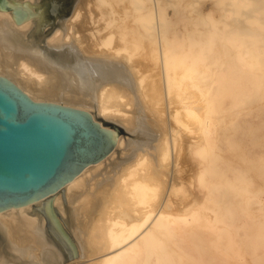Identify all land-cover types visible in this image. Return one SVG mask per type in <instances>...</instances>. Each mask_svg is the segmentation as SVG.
Wrapping results in <instances>:
<instances>
[{
    "label": "bare ground",
    "instance_id": "1",
    "mask_svg": "<svg viewBox=\"0 0 264 264\" xmlns=\"http://www.w3.org/2000/svg\"><path fill=\"white\" fill-rule=\"evenodd\" d=\"M0 77L113 152L0 211V264H264V0H1Z\"/></svg>",
    "mask_w": 264,
    "mask_h": 264
},
{
    "label": "water",
    "instance_id": "2",
    "mask_svg": "<svg viewBox=\"0 0 264 264\" xmlns=\"http://www.w3.org/2000/svg\"><path fill=\"white\" fill-rule=\"evenodd\" d=\"M111 152L110 131L87 112L32 101L0 77V211L56 192Z\"/></svg>",
    "mask_w": 264,
    "mask_h": 264
}]
</instances>
